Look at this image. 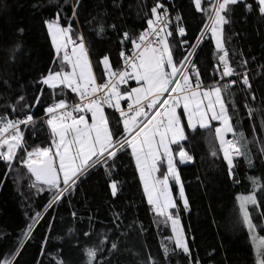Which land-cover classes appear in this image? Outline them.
I'll use <instances>...</instances> for the list:
<instances>
[{"label": "snow or ice", "instance_id": "6c2138e0", "mask_svg": "<svg viewBox=\"0 0 264 264\" xmlns=\"http://www.w3.org/2000/svg\"><path fill=\"white\" fill-rule=\"evenodd\" d=\"M55 6L54 16L41 21L50 42L52 66L32 82L38 94L31 102L25 94L6 97L0 105L8 113L0 114V163L5 180L9 172L22 166L35 178L36 194L49 193L43 206L46 211L26 212L30 222L21 230L29 236L33 226L50 213L33 264H81L78 254L86 257L87 264H122L131 246V234L121 231L125 213L113 211L102 222L94 213L79 212L72 201L96 175L106 177L112 202L120 199L122 184L113 176L125 162L138 173L152 211L170 224L171 251L183 253L188 264H201L199 252L192 247L195 236L186 232L181 219L182 210L190 211L181 167L196 162L191 145L198 130L214 134L232 183H240L237 157H245L250 167L254 164L241 143L243 132L237 133L234 127L233 115L257 98L250 77L264 80V75L251 72L242 53L234 66L226 42L236 34L226 35L225 27L230 29L235 23L238 10L264 21V0H189L192 17L201 14L198 34H190L188 13L175 0H151L150 4L140 0L137 16L141 23L136 28L87 12L83 22L88 30H83L84 0H56ZM26 34L21 24L10 37L0 40V61L17 64L30 55L23 44ZM109 34L116 37L118 58H113L111 50L96 49L97 38L110 39ZM206 40L214 42L216 50L210 72L196 58ZM259 67L264 69V64ZM206 79L211 82L205 83ZM233 87L240 90L239 105L235 98L230 104L225 102L223 93ZM37 107L42 108V116L34 112ZM37 123L49 130L46 145L33 146L25 138ZM217 155L213 150L212 156ZM249 179L252 190L235 197L238 223L252 238L256 264H264V236L259 235L264 231V182ZM62 204L69 209L71 223L65 234H55V213ZM110 207L115 204L110 202ZM23 250L18 237L13 248L0 252V264H20ZM169 251L165 247V255ZM134 264L162 262L149 253Z\"/></svg>", "mask_w": 264, "mask_h": 264}, {"label": "trees", "instance_id": "16d2710c", "mask_svg": "<svg viewBox=\"0 0 264 264\" xmlns=\"http://www.w3.org/2000/svg\"><path fill=\"white\" fill-rule=\"evenodd\" d=\"M145 2L150 4L151 0ZM175 2L182 4L181 10L188 13L190 34H198L197 29L202 27L201 14L196 13L195 18L192 17L188 7L189 0ZM84 3L87 11L81 16L83 30H88L83 22V15L87 12L107 15L108 22L119 20L127 28H136L141 23L137 16L140 0H84ZM114 4L120 7H115ZM33 5L37 7L34 8ZM55 5L56 0H0V40L10 37L15 27L22 24L27 30L23 44L30 52L22 63L5 64L0 61V105L6 97L25 94L31 102L38 94L32 82L52 66L50 42L41 21L54 16L57 10ZM234 20L231 28L225 29L226 35L236 34L226 42L230 59L235 66L242 53L243 58L250 62L248 69L264 75V69L259 67L264 64V21L256 14L241 10L234 13ZM109 36L110 39L97 38L96 49L111 50L113 58H118L116 37L112 34ZM252 57H256V60L252 61ZM196 58L201 61L202 67L210 72L216 63L214 42L209 43L206 40L197 50ZM94 71L99 75L98 70L94 68ZM250 78L254 88H257V98L248 102V108L240 107L239 112L233 115L237 133L244 134L241 143L246 146L254 161L250 167L245 157L237 159V178L240 183L234 184L227 178L226 165L222 160V153L219 152L218 141L214 139V134L207 130H198L193 139L191 147L196 157L195 164L181 167L186 194L190 201V211L182 210L181 219L186 232L195 236V245L192 247L199 252L201 264H256L247 229H242L238 223L239 210L235 200L236 195L252 190L250 177L264 182V80H260L259 76ZM4 82H7V85ZM210 82L211 80H205V83ZM223 95L227 104L235 98L239 105L242 99L240 90L236 87ZM248 109H251L250 115ZM34 112L38 116L43 115L42 108H34ZM106 112L111 110L106 109ZM0 114L8 113L0 107ZM215 126L216 122H213V127ZM25 138L30 145L43 146L50 140L49 130L37 123L34 128L26 131ZM213 150L218 153L216 157L212 156ZM4 173V165L0 163V252L6 253L8 249L13 248L14 241L19 237L24 248L20 264H33L39 243L47 231L48 225L45 221L50 218V213L33 226L34 230L29 236L23 235L21 230H26L30 222L26 212L46 211L43 206L49 193L42 192L37 195L36 188L33 187L37 183L35 178L22 166H17L9 172L7 180ZM113 178L122 184L120 199L112 202L105 184L106 177L96 175L83 184L82 190L76 193L72 203L79 212L84 215L94 213L102 222L108 221L113 211L125 213L121 231L131 234V246L122 257V264H134L141 260L144 254L149 253L162 264H188V258L183 253L179 250L174 253L171 251L173 244L168 239L171 236L170 224L163 223V218L157 216L147 204L142 183L134 168L125 162L124 167L118 169ZM173 193L176 195L175 188ZM110 202L115 204L114 208L110 207ZM55 214L54 233L65 234L71 223L68 207L62 204L57 207ZM30 236L35 239H30ZM165 247L170 250L167 255L164 252ZM213 249L214 255H210ZM15 251L20 252L21 248L16 246ZM77 258L81 260V264H87L86 257L78 254Z\"/></svg>", "mask_w": 264, "mask_h": 264}, {"label": "rangeland", "instance_id": "374dc122", "mask_svg": "<svg viewBox=\"0 0 264 264\" xmlns=\"http://www.w3.org/2000/svg\"><path fill=\"white\" fill-rule=\"evenodd\" d=\"M227 28H228V26L225 27V29H227ZM229 138H230V139L232 138L231 134H229ZM239 158H241V157H237V159H239ZM246 194H248V193H246ZM237 205H238V202H237ZM238 210H239V205H238ZM250 210H251V208H250ZM262 210H263V209H262ZM254 215H255V214H254ZM258 231H259V230H258ZM259 235L264 236V231H260V232H259ZM249 236H250V234H249ZM250 243H251V245H252V249H253L254 257H255V259H256V249H255V247L253 246L251 236H250Z\"/></svg>", "mask_w": 264, "mask_h": 264}, {"label": "built area", "instance_id": "2783aa9c", "mask_svg": "<svg viewBox=\"0 0 264 264\" xmlns=\"http://www.w3.org/2000/svg\"><path fill=\"white\" fill-rule=\"evenodd\" d=\"M73 95H74V94H73ZM69 102H71V100H70Z\"/></svg>", "mask_w": 264, "mask_h": 264}]
</instances>
